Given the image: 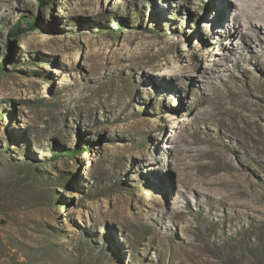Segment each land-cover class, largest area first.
Masks as SVG:
<instances>
[{
    "label": "rangeland",
    "instance_id": "374dc122",
    "mask_svg": "<svg viewBox=\"0 0 264 264\" xmlns=\"http://www.w3.org/2000/svg\"><path fill=\"white\" fill-rule=\"evenodd\" d=\"M237 4L0 0V264H264V36H233Z\"/></svg>",
    "mask_w": 264,
    "mask_h": 264
},
{
    "label": "bare ground",
    "instance_id": "6f19581e",
    "mask_svg": "<svg viewBox=\"0 0 264 264\" xmlns=\"http://www.w3.org/2000/svg\"><path fill=\"white\" fill-rule=\"evenodd\" d=\"M218 1L221 2V0ZM235 2L238 4L234 10L236 12L233 17L235 26L238 27L233 31V36H237L241 40L247 39L248 37H250V35L257 36L258 34H262L264 36V0H235ZM253 20L256 22H254ZM241 23L245 24L248 31L245 35L240 31L239 27ZM235 92L230 88L227 89L228 96H235L237 94ZM244 122H246V124L248 125L253 126V128L255 129H259L260 125L258 124V122L256 120H253V118L251 119L249 116L247 117V115L244 118ZM194 140L200 143L205 141L203 137H200L198 135L195 136Z\"/></svg>",
    "mask_w": 264,
    "mask_h": 264
},
{
    "label": "trees",
    "instance_id": "16d2710c",
    "mask_svg": "<svg viewBox=\"0 0 264 264\" xmlns=\"http://www.w3.org/2000/svg\"><path fill=\"white\" fill-rule=\"evenodd\" d=\"M53 0H40V2L42 4H45V5H48L49 3H51ZM37 18H21L15 25L14 27L10 30V33L12 35H17L18 33L22 32V24L25 25L26 29L23 30L24 31H30L34 28L37 27ZM5 63H6V59L5 58H2L0 59V71L2 69H4V66H5ZM78 153V150H64L63 152H60V153H54V159H66V160H69V159H72L75 154ZM25 166L27 167H32L33 169H35L37 171V169L39 168V164L38 162H35V161H27L25 164ZM39 171V170H38ZM38 175L41 177V172L39 171Z\"/></svg>",
    "mask_w": 264,
    "mask_h": 264
}]
</instances>
